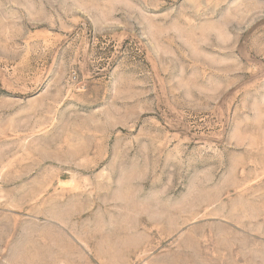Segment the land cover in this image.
<instances>
[{"label":"rangeland","instance_id":"obj_1","mask_svg":"<svg viewBox=\"0 0 264 264\" xmlns=\"http://www.w3.org/2000/svg\"><path fill=\"white\" fill-rule=\"evenodd\" d=\"M0 264H264V0H0Z\"/></svg>","mask_w":264,"mask_h":264}]
</instances>
